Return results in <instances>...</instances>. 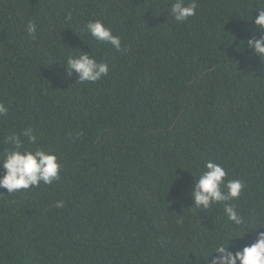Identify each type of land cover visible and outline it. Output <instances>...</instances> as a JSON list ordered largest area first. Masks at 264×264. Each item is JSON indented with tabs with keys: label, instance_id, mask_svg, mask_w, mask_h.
Here are the masks:
<instances>
[{
	"label": "trees",
	"instance_id": "obj_1",
	"mask_svg": "<svg viewBox=\"0 0 264 264\" xmlns=\"http://www.w3.org/2000/svg\"><path fill=\"white\" fill-rule=\"evenodd\" d=\"M171 2L0 0L9 109L0 156L8 133L31 127L36 143L26 147L55 153L61 166L52 185L0 188V264H205L207 245L229 231L223 205L192 206L209 159L246 186L232 203L249 224L230 250L254 241L249 227L264 217V61L239 46L264 2L198 0L184 23L168 15ZM96 19L122 52L86 34ZM79 50L106 62L107 76L68 77L63 58Z\"/></svg>",
	"mask_w": 264,
	"mask_h": 264
},
{
	"label": "clouds",
	"instance_id": "obj_2",
	"mask_svg": "<svg viewBox=\"0 0 264 264\" xmlns=\"http://www.w3.org/2000/svg\"><path fill=\"white\" fill-rule=\"evenodd\" d=\"M264 2V0H262ZM198 0H173L170 7L165 9L168 15L177 23H184L196 15ZM255 17L250 19L254 27L250 29V37L239 46L246 47L260 62L264 61V7L253 9ZM84 30L92 40L99 45L109 44L117 52H122V43L119 35H114L110 27L99 20H90L84 25ZM27 35L36 39L37 25L29 21L25 27ZM58 64V63H57ZM59 65V64H58ZM68 77L76 75V82L80 84L95 83L103 76H107L109 66L106 62L98 61L93 55L79 50V55H65L63 67ZM8 107L0 102V118L6 117ZM23 137L24 139H21ZM9 147L0 156V188L6 189L7 195L19 190H29L39 187L41 183L52 185L60 178L61 166L55 153L45 151L40 147L31 149L26 144H35L36 135L31 127L22 129L19 133L13 131L4 138ZM192 176V175H191ZM224 167L212 159L204 163L203 169L191 185L190 198L192 206L197 210L211 211L217 205H223L226 223L229 231L223 236L216 237L207 247L210 249L205 264H264V217L256 219L251 230L255 231L254 241L235 251L230 250V242L243 238L245 226L249 224L234 203L245 189V184L239 179H226ZM3 194V193H0ZM56 208L64 207L63 201L54 205ZM242 231V234H240ZM234 243L231 248H235Z\"/></svg>",
	"mask_w": 264,
	"mask_h": 264
}]
</instances>
